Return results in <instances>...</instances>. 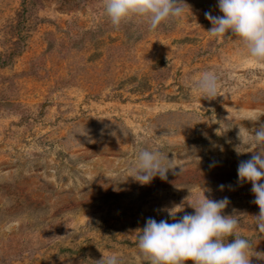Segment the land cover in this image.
<instances>
[{
	"label": "rangeland",
	"instance_id": "rangeland-1",
	"mask_svg": "<svg viewBox=\"0 0 264 264\" xmlns=\"http://www.w3.org/2000/svg\"><path fill=\"white\" fill-rule=\"evenodd\" d=\"M184 3L180 20L149 31L135 20L114 29L97 0H0V264L108 253L140 264L145 221L194 212L199 186L229 198L223 214L239 216L250 264H264L259 208L237 178L264 123L250 119L264 111V65L234 36L209 38L217 0ZM204 71L219 78L214 99L193 86ZM140 148L168 154L166 180L129 176Z\"/></svg>",
	"mask_w": 264,
	"mask_h": 264
},
{
	"label": "clouds",
	"instance_id": "clouds-1",
	"mask_svg": "<svg viewBox=\"0 0 264 264\" xmlns=\"http://www.w3.org/2000/svg\"><path fill=\"white\" fill-rule=\"evenodd\" d=\"M184 0H97V6L114 29L129 21L144 23L149 31L162 24L180 20L185 12ZM221 15L205 12L211 24L207 30L210 39L227 35L237 38L247 59L256 66L264 65V0H217ZM201 97L214 99L220 87L213 71H204L194 82ZM264 111H254L252 121H259ZM255 153L241 161L237 168L238 182H250L252 201L259 213L252 217L257 234H264V123L247 137ZM238 152V151H237ZM168 154L159 148H140L129 169L131 177L141 185L149 184L159 176L166 180L172 169ZM128 176V177H129ZM201 195L188 203L194 209L179 219L172 213L173 222L148 218L136 237L140 264H250L249 240L239 232V216L223 214L229 205L228 197L210 199L202 189ZM219 188L223 190L224 185ZM179 212V211H178ZM229 237L233 239L229 242ZM97 264H121L117 253H108Z\"/></svg>",
	"mask_w": 264,
	"mask_h": 264
}]
</instances>
